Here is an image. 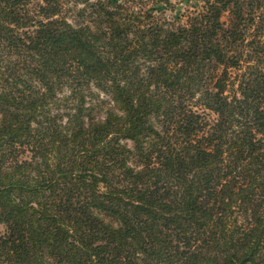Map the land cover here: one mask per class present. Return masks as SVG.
Returning <instances> with one entry per match:
<instances>
[{
    "label": "trees",
    "instance_id": "obj_1",
    "mask_svg": "<svg viewBox=\"0 0 264 264\" xmlns=\"http://www.w3.org/2000/svg\"><path fill=\"white\" fill-rule=\"evenodd\" d=\"M161 1L0 0V264H264V0Z\"/></svg>",
    "mask_w": 264,
    "mask_h": 264
},
{
    "label": "rangeland",
    "instance_id": "obj_2",
    "mask_svg": "<svg viewBox=\"0 0 264 264\" xmlns=\"http://www.w3.org/2000/svg\"><path fill=\"white\" fill-rule=\"evenodd\" d=\"M201 3L202 0H162L159 4V7L163 9L164 17L166 19L174 21L176 19H181L182 21V15H186L188 12L193 10L194 6H198ZM132 5L137 6L136 2ZM151 6H149L148 4L146 7L149 8ZM90 92L92 93V95L86 98L85 106L93 108L94 115H98L106 109L104 101L107 98L102 92L98 91L95 88H92ZM3 231L4 227L0 226V233Z\"/></svg>",
    "mask_w": 264,
    "mask_h": 264
}]
</instances>
